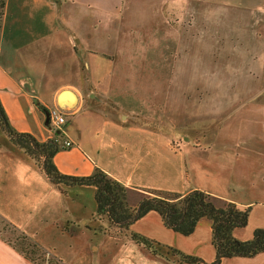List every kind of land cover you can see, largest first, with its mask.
Instances as JSON below:
<instances>
[{"label": "crops", "instance_id": "1", "mask_svg": "<svg viewBox=\"0 0 264 264\" xmlns=\"http://www.w3.org/2000/svg\"><path fill=\"white\" fill-rule=\"evenodd\" d=\"M139 4L154 7L150 12H178L186 21L194 19L191 8L208 5L214 7L210 21L229 16L237 22H264V0H231V4L224 0H5L0 15V104L7 120L16 132L30 134L38 142L71 141L72 147H59L53 157L57 170L72 177H88L95 168L104 171L125 187L129 207L152 196V191L185 194L197 189L211 195L217 206L232 202L240 209L249 208L247 225L233 231L237 240L247 241L255 229L264 228V161H252L264 155V86L259 82L262 88L244 100L230 90L228 106L220 96L222 107H213L222 116L220 124L204 147L190 142L174 145V139L154 125H142L140 110L149 105L135 94V87L142 85L137 71L151 72L149 85L157 86L159 81L150 54V61L136 63L138 52L126 40V30L139 20L130 7ZM161 5L166 8L160 10ZM260 31L243 33L253 44L263 38ZM246 36L230 46L241 48L240 58L244 56L246 64L231 69L262 70L264 63L253 61V47L240 45ZM214 37L220 38L217 43L222 48L220 30ZM219 56L215 51L221 68ZM180 64L189 68L184 60ZM236 74L235 85H240L241 74ZM249 75L253 85L264 80V70L261 76ZM164 84L173 94L172 87L184 81L173 74ZM66 90L71 94L61 103L72 110L66 124L53 130L43 109L59 106L58 96ZM252 173L257 180L249 179ZM94 194L93 186H54L0 129V216L64 264H179L166 252L168 247L205 263L214 261L209 220L201 219L187 237L165 228L154 211L134 222L130 231L159 243L167 260L126 237L98 232L107 223L94 218ZM0 264L34 263L0 238ZM220 264H264V252L252 258L223 259Z\"/></svg>", "mask_w": 264, "mask_h": 264}, {"label": "rangeland", "instance_id": "2", "mask_svg": "<svg viewBox=\"0 0 264 264\" xmlns=\"http://www.w3.org/2000/svg\"><path fill=\"white\" fill-rule=\"evenodd\" d=\"M224 1L231 4V0ZM130 8H135L134 15L139 20L136 22V26L126 30V36L128 35L126 40L138 52L135 55L136 63L150 61L148 58L150 54L152 63L153 60L157 63L156 78L159 81L157 86L149 85L148 77L151 72L148 69L137 71L142 85L135 87L137 89L135 94L138 97L141 96L143 101L149 105L148 109L142 108V112L140 110L142 116H140L139 122L142 125L144 123L154 125L163 135L173 138L174 145L190 142L192 146L196 147L207 146L212 141L222 117L218 116L215 111L223 105L222 103L219 107L220 96L223 100H228L226 101L228 106L231 92L238 99L244 100L262 88L261 85H258L259 82L264 86V80L261 78L254 85L251 80L247 79L248 76L250 77L249 73L252 72L253 76L257 74L261 76L264 67L262 70L255 68L235 71L231 69L233 65L242 67L246 64V60L244 56L240 58L243 55L240 47L238 49L230 47L241 41L239 36L247 35L245 32V34L243 33L245 30L264 31V22H237L231 20L233 18L229 16H224L220 22L210 21L208 18L211 16L208 15L214 7L208 5L191 8L194 18H191V21L184 19L183 21L178 12L168 14L163 11L150 12V9H154V7L141 6V4ZM158 8L162 10L166 7L161 5ZM205 11L207 15H204L206 16L202 14ZM38 29L39 25H37ZM217 30H220V35L223 36L221 38L222 48L218 46L220 43H217L220 38L214 37ZM240 45L253 47L255 53L253 61L264 63V32L263 38L254 39L253 44L250 43V38L247 35L246 41L241 42ZM183 50H187L186 53H183ZM261 50L263 52L259 53ZM215 51L224 62L221 65L222 70L216 65ZM145 52L147 57L144 55ZM232 52H237V56ZM183 60L189 66L188 69L182 68L180 63ZM174 64L176 66L172 71L170 67ZM237 72L239 75L241 74L240 85H235L238 80ZM173 74L174 77L179 78V81H184V84L173 86L172 94L171 86L164 84V79ZM246 80L248 81L246 82ZM223 83L229 84L223 85ZM184 108L186 110H183ZM260 156L258 155L252 161H264V155ZM253 169L254 166L251 167V170ZM249 175V179H258L253 173Z\"/></svg>", "mask_w": 264, "mask_h": 264}, {"label": "trees", "instance_id": "3", "mask_svg": "<svg viewBox=\"0 0 264 264\" xmlns=\"http://www.w3.org/2000/svg\"><path fill=\"white\" fill-rule=\"evenodd\" d=\"M5 0H0V15ZM45 112L46 110L43 109ZM0 129L17 149L31 158L47 179L56 187L93 186L95 188L96 211L94 218L107 223L97 230L112 236L126 237L153 256L164 257L159 243L144 235L130 231V226L148 212H156L165 228L184 237L191 235L201 219L211 222V245L215 251L212 263L187 255L172 247L167 253L177 257L179 264H220L223 259L252 258L264 252V228L253 231L251 239L237 240L233 231L244 228L249 217V208L240 209L232 202L220 203L200 190H191L185 194L152 191V196L144 197L136 207H129L125 200L126 189L117 180L104 171L95 168L88 177H72L61 174L53 163V157L59 150L55 139L38 142L27 133L16 132L9 124L0 104ZM8 235V236H7ZM0 238L34 264H64L50 254L33 238L19 230L15 225L0 216Z\"/></svg>", "mask_w": 264, "mask_h": 264}, {"label": "built area", "instance_id": "4", "mask_svg": "<svg viewBox=\"0 0 264 264\" xmlns=\"http://www.w3.org/2000/svg\"><path fill=\"white\" fill-rule=\"evenodd\" d=\"M71 108L67 106H55L48 109V123L50 127L55 129H61L67 120V115L71 112ZM56 143L60 148L66 149L73 146V143L69 140H60L58 138L55 139Z\"/></svg>", "mask_w": 264, "mask_h": 264}, {"label": "water", "instance_id": "5", "mask_svg": "<svg viewBox=\"0 0 264 264\" xmlns=\"http://www.w3.org/2000/svg\"><path fill=\"white\" fill-rule=\"evenodd\" d=\"M66 94H71V92L70 91H63L59 96H58V101H59V103H61L62 102V98L66 95ZM59 106H62V103L61 104H59ZM45 116H46V118H48V111H45ZM47 122H48V119H47Z\"/></svg>", "mask_w": 264, "mask_h": 264}]
</instances>
